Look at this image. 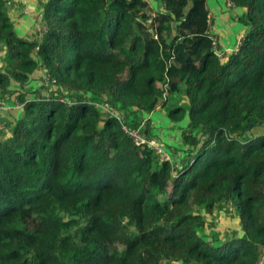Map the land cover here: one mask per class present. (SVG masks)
<instances>
[{"label": "trees", "instance_id": "1", "mask_svg": "<svg viewBox=\"0 0 264 264\" xmlns=\"http://www.w3.org/2000/svg\"><path fill=\"white\" fill-rule=\"evenodd\" d=\"M226 1L245 33L221 59L207 0H38L40 40L0 0V101L23 104L0 130V264H259L264 0ZM39 71L54 83L32 98ZM94 102L148 138L144 115L185 121L183 156L135 146ZM223 213L241 236L207 234Z\"/></svg>", "mask_w": 264, "mask_h": 264}, {"label": "crops", "instance_id": "2", "mask_svg": "<svg viewBox=\"0 0 264 264\" xmlns=\"http://www.w3.org/2000/svg\"><path fill=\"white\" fill-rule=\"evenodd\" d=\"M147 1L150 4V6H152L151 8L154 11L156 9H160L161 5L158 4L157 0H147ZM223 2H225L227 4L228 8L231 7V9H236L232 5L227 3L226 0H223ZM13 3H14L13 6H12L13 8H12V10H10V16H11V19H12L13 23L17 26L16 32L19 35V37H22V38H25V39H31L33 36H35V29H36V25H35V23H34V21L32 19V16L36 15V16L39 17L38 0H13ZM153 6H155L156 8H154ZM22 8L27 9L31 16L29 17L28 15H25L22 12ZM220 8H221L222 12L227 11V9L225 7H223V6L217 7V6H214V4L211 6V8L208 7V9L210 11V14H211V17L213 19V23H212V26H211V35H213V37L216 36L217 39L219 40V42L217 40L219 49H221L222 47H225V46L227 47L226 50L229 51L228 54H225L222 50H220L225 55L224 59H227L229 57V55L236 50V43H238V40H239L238 36L239 35L237 34L236 37L235 36L233 37L232 40L235 41V44L233 46L234 48L231 47L230 46L231 40H230V42H228V38L229 37L231 38L232 31H230L229 26L228 27H224L223 25L220 24L219 21L217 23L216 15L220 13V12H218V11H220ZM241 12H242V10H241ZM243 30H244V33H245V28H243ZM220 35L222 37L221 44H220V38H219ZM224 40H227V41H224ZM227 45H229V46H227ZM0 67H1V62H0ZM36 74L37 75L34 77L33 81L28 86V88L32 92L38 91V93H36V95H42L43 96V91L39 87L40 86V83H39L40 77L42 76L43 73H42V71H39ZM37 77H39V79H37ZM35 84H38V85L34 86ZM31 87H33V88H31ZM15 88H17L16 84L13 83L12 84V89H15ZM15 96H16V94H14V96L10 99V102H9V100L2 101V102H4L5 104H7V105H9L11 107V110L8 111V112H5L4 115H3L4 121L7 122L10 125L16 120V118L18 117V115L20 113V110L14 108V101H15L14 97ZM157 112L160 113L159 119L158 120L156 119L152 123V127H154V125H157V124H163V120H164L165 115H164V113L162 111H159V109H158ZM166 127L171 129L172 128V124L168 122L166 124ZM255 133H258V131L255 132ZM179 135H180V132H177V134L174 137V139L178 140L179 142H181L180 138H179ZM169 140H171V139H169ZM161 145H163V144L161 143ZM177 155H178L179 158H181V156H182V154H180L179 152H178ZM236 234L238 236H241L242 232L238 229ZM222 237H223V235H221L219 239H221ZM259 264H264V258H263L262 261H260Z\"/></svg>", "mask_w": 264, "mask_h": 264}, {"label": "rangeland", "instance_id": "3", "mask_svg": "<svg viewBox=\"0 0 264 264\" xmlns=\"http://www.w3.org/2000/svg\"><path fill=\"white\" fill-rule=\"evenodd\" d=\"M213 4H214V6H217V7L223 6L227 9V11L222 12L221 8H220V11H218L220 13L216 15V17H217L216 19H217V23L219 21L220 24L223 25L224 27L229 26L230 31H232V36H231V38L230 37L228 38V42H230V40H231L230 46L233 47L235 44V41L232 40L233 37L234 36L236 37V35L238 34L239 35L238 36L239 37L238 43H239L240 39L243 37V34H244V30H243L244 27L237 22V19L241 16L242 12L240 9H231V7L228 8L227 4L225 2H223V0H207V6L209 8H211V6ZM153 7L156 8L155 6H153ZM219 38H220V44H221V42H222L221 41L222 40L221 35L219 36ZM216 39H217V37H216ZM224 41H227V40H224ZM218 42H219V40H218ZM238 43H236V46ZM227 46H229V45H227ZM226 48L227 47L225 46L219 50H222L225 54H228L229 51L226 50ZM224 57H225V55H224ZM40 82H41V77H40L39 83ZM36 85H38V84H35L34 86H36ZM40 89H42L43 96H45L47 94L48 88L40 87ZM35 95L36 94L30 95V97H32V96L36 97L37 95L36 96ZM40 96H42V95H40ZM159 115H160V113L155 112V113L151 114L149 117L147 115H144V118H146V119L149 118L151 120V123H153L156 119L157 120L159 119ZM167 121H168L167 118L164 117L163 124H157V125H154V127H152V125H151V136H152V138H154L155 140H157L163 144L164 151L166 153H168L169 155H171L172 152L175 154V151H180L182 153V156H183L182 151L184 150V147L182 146L181 142H179L178 140H175L174 137L176 136L177 132H179V130L181 128L185 127L186 122L183 121L180 124L174 126V128L169 129L168 127H166V124L168 123ZM257 131L263 132V129H261L260 127H254V129L252 130L253 133H255ZM169 139H171V140H169ZM170 148L173 150L171 151ZM208 221L209 222L211 221L210 223L213 226L207 232V234L210 236L216 235V234L217 235L236 234V232L239 229V223H238L237 219L233 215H230L228 213L219 214V216H217V218H215V219L209 218Z\"/></svg>", "mask_w": 264, "mask_h": 264}, {"label": "built area", "instance_id": "4", "mask_svg": "<svg viewBox=\"0 0 264 264\" xmlns=\"http://www.w3.org/2000/svg\"><path fill=\"white\" fill-rule=\"evenodd\" d=\"M22 12L25 15L31 16L29 11L25 8H22ZM32 19L36 25L35 34L36 38L40 40L42 38L44 29L42 27L41 19L38 16H32ZM212 47L215 51L218 58H224V54L219 50L218 42L215 37L212 36ZM41 82L40 87L49 88V86L53 85L54 81H51L49 77H46L45 75L41 76ZM50 86V87H51ZM61 102H66V100L62 99ZM95 109L102 112L104 117L108 118H115L121 125V129L123 133L133 142L135 146H142L146 145L151 151L155 153L159 157L161 161H169L170 155L166 153L163 149V145H161L160 142L155 140L152 137H146L144 133L142 132L141 128H129L124 124V117L119 112L115 111L114 109L110 108L108 104L106 103H92ZM14 108L21 110L23 108V104L18 103L16 100L14 101ZM11 110V107L4 102L0 101V130H6L10 124L4 121L3 115L5 112H8ZM264 258V249L261 252L260 255V261H262ZM260 263V262H259Z\"/></svg>", "mask_w": 264, "mask_h": 264}]
</instances>
